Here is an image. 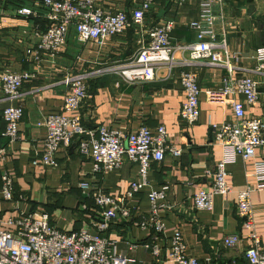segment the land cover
<instances>
[{"label": "crops", "instance_id": "crops-1", "mask_svg": "<svg viewBox=\"0 0 264 264\" xmlns=\"http://www.w3.org/2000/svg\"><path fill=\"white\" fill-rule=\"evenodd\" d=\"M204 1L189 0L177 6L175 0H158L143 26L149 28L165 20L174 21L170 42L176 48V60L186 61L188 52L181 47L196 41L189 23L198 19ZM208 1L212 2L217 20V36L226 42L232 56V79L249 76L263 82L264 76L255 69L257 50L264 47V0ZM6 2L8 4L1 6L4 15L8 16H3L0 23V71L24 70L32 77L21 88L24 114L19 125L20 140L10 143L1 137L4 124L0 108V148L6 149L5 159L0 160V175L5 170L13 180L12 201H4L0 194V219L6 221L19 212L44 211L49 215L51 225L61 231H77L81 227L95 230L92 224L99 222V212L92 200L81 192L79 184L88 182L92 190L100 188L115 197L136 179L137 165L125 159L119 169L95 175L92 160L76 151L78 140L58 151L56 167L33 165L32 162L41 156L46 133L39 124L47 115L61 112L68 91L62 84L66 70L92 73L100 67L125 61L138 49L141 41L148 42V37L132 26L98 46L91 41L81 42L71 28L64 52L55 58L45 57L39 66H34L23 61L30 23L12 17L10 13L17 4L12 5L13 0ZM104 4L110 11L128 10L129 5L125 0H106ZM183 70L196 74L200 89L199 120L190 128L179 117L184 100L179 81ZM228 76L225 68L203 61L179 66L171 72L161 68L154 81L134 85L125 84L116 74L92 75L87 80L89 98L79 110L83 125L91 130L104 126L133 133L141 125L153 131L160 125L166 128L169 141L181 150V154H165L161 163H153L147 177L148 185L130 199L129 206L146 215L150 211V192L164 191L168 207L160 212L165 222L159 242L162 253L168 251L170 238L179 230L187 246V255L203 264H247L244 250L252 245L236 214V194L246 188V175L255 171L256 160L243 161L237 157L226 167V181L232 193L213 196L212 210L197 211L193 206L194 195L210 186L206 171L223 157L222 148L213 143L210 125L233 120L229 106L207 100V93L219 89ZM243 99L241 95L236 96L240 102ZM244 109L247 116L264 120V97L261 96L255 106H244ZM251 203L255 230L260 239L259 250L264 252V191L253 192ZM82 205L87 209H82ZM0 228L6 226L0 225ZM232 234L240 236L241 245L237 249H226L222 239ZM106 236L118 242L119 252L134 260L132 264H153L152 256L141 246L130 249V243L148 241L150 231L124 221H114Z\"/></svg>", "mask_w": 264, "mask_h": 264}, {"label": "built area", "instance_id": "built-area-1", "mask_svg": "<svg viewBox=\"0 0 264 264\" xmlns=\"http://www.w3.org/2000/svg\"><path fill=\"white\" fill-rule=\"evenodd\" d=\"M11 16L29 21L28 41L23 49V61L39 66L45 57L55 58L64 52L69 30L74 28L81 42H95L102 46L110 38L123 34L132 26L143 31L148 42L139 43L138 49L125 61L100 67L92 73L66 70L62 84L68 89L64 96L62 110L47 115L39 124L45 128L43 149L38 163L56 167V155L61 148H67L77 141L76 151L93 162L92 172L104 175L119 169L124 160L137 165L135 180L118 196H111L102 189L92 190L88 182L82 181L79 188L89 197L98 210L100 220L93 223L91 230L81 227L77 231L65 232L51 225L49 215L44 211L19 212L6 221L0 219V264H132L134 260L121 254L118 242L106 236L114 221H124L142 230L150 231V238L142 244L130 243V249L141 246L153 258V264H203L187 255V246L181 232L175 231L168 251L162 253L159 242L165 231V222L160 212L167 209L164 191H152L148 195L150 211L146 215L137 213L129 201L148 185V173L153 163H161L165 154L180 155L181 150L169 141L166 128L157 126L153 131L141 125L133 133L107 129L98 126L94 130L83 125L79 113L89 98L87 80L92 75L116 74L128 85L152 82L161 68L171 72L179 66L194 62L223 67L228 72L222 86L207 93V100L231 108L233 120L222 124H211L213 143L223 150L221 160L207 170L211 183L193 197L197 211L212 210L215 195L228 196L232 193L226 178V167L237 157L243 161L256 160L255 171L247 174V185L236 194V214L242 229L248 232L252 245L244 250L247 264H264V252L259 250L260 239L256 234L251 195L264 191V120L247 116L244 106H255L264 97V80L258 82L249 76L232 79L234 67L227 44L219 39L215 30L216 17L212 2L205 0L198 19L189 23L196 41L180 46L188 52V60L177 61L176 48L170 42L175 22L165 20L152 27L144 28V20L158 0H125L128 10L110 11L104 8L106 0H18ZM189 0H175L182 6ZM6 0H0L4 4ZM4 16V17H3ZM0 11V17H7ZM37 20V21H35ZM39 21V22H38ZM44 23V25H43ZM180 49V48H179ZM256 72L264 76V47L257 50ZM32 77L28 71H0V108L4 129L1 137L8 142L20 140L19 125L24 114L21 88ZM179 81L184 100L179 110L180 119L192 127L200 116V89L193 72L181 71ZM241 95L242 102L236 100ZM187 144V142H184ZM6 149L0 148V160H4ZM0 194L4 201L13 199V180L7 171L0 175ZM82 209H87L82 205ZM226 249H237L241 245L238 234L223 237Z\"/></svg>", "mask_w": 264, "mask_h": 264}, {"label": "rangeland", "instance_id": "rangeland-1", "mask_svg": "<svg viewBox=\"0 0 264 264\" xmlns=\"http://www.w3.org/2000/svg\"><path fill=\"white\" fill-rule=\"evenodd\" d=\"M6 1H7V0H6ZM19 2L22 3V1H19ZM14 3H18V0H13V2H12L11 4L13 5ZM4 4H8V2H5ZM4 4H3V3H2V4L0 3V11H2V10H1V6L4 5ZM2 12H3V11H2ZM2 20H3V18L0 17V23H1V24H2V22H1ZM8 36H9V35H8ZM12 40L15 41L16 39L13 37ZM12 52H13V55H17L16 51H12Z\"/></svg>", "mask_w": 264, "mask_h": 264}, {"label": "trees", "instance_id": "trees-1", "mask_svg": "<svg viewBox=\"0 0 264 264\" xmlns=\"http://www.w3.org/2000/svg\"><path fill=\"white\" fill-rule=\"evenodd\" d=\"M20 2L18 1V3H16V4H19ZM35 21H37V20H35Z\"/></svg>", "mask_w": 264, "mask_h": 264}]
</instances>
